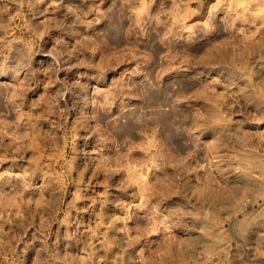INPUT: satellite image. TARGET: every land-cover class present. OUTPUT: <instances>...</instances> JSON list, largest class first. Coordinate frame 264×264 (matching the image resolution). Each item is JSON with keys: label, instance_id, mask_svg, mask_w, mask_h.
Returning a JSON list of instances; mask_svg holds the SVG:
<instances>
[{"label": "rangeland", "instance_id": "374dc122", "mask_svg": "<svg viewBox=\"0 0 264 264\" xmlns=\"http://www.w3.org/2000/svg\"><path fill=\"white\" fill-rule=\"evenodd\" d=\"M0 264H264V0H0Z\"/></svg>", "mask_w": 264, "mask_h": 264}, {"label": "bare ground", "instance_id": "6f19581e", "mask_svg": "<svg viewBox=\"0 0 264 264\" xmlns=\"http://www.w3.org/2000/svg\"><path fill=\"white\" fill-rule=\"evenodd\" d=\"M244 175H246V174H244ZM249 176V175H248Z\"/></svg>", "mask_w": 264, "mask_h": 264}]
</instances>
